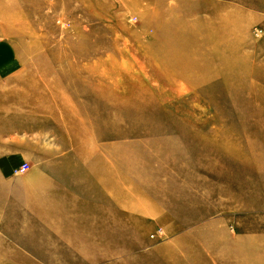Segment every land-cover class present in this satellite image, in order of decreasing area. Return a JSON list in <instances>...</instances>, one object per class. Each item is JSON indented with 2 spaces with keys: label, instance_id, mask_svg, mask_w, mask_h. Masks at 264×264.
<instances>
[{
  "label": "rangeland",
  "instance_id": "rangeland-1",
  "mask_svg": "<svg viewBox=\"0 0 264 264\" xmlns=\"http://www.w3.org/2000/svg\"><path fill=\"white\" fill-rule=\"evenodd\" d=\"M100 155L123 243L35 264H264V0H0V157Z\"/></svg>",
  "mask_w": 264,
  "mask_h": 264
},
{
  "label": "crops",
  "instance_id": "crops-1",
  "mask_svg": "<svg viewBox=\"0 0 264 264\" xmlns=\"http://www.w3.org/2000/svg\"><path fill=\"white\" fill-rule=\"evenodd\" d=\"M94 157L101 163L103 156ZM18 158L0 157V264L77 260V253L91 250L85 242L103 241L102 249L108 251L109 235L110 242L123 243L119 179L110 176L119 170L117 164L113 170V160L91 169L104 177L89 185L87 157L38 159L30 174L13 176ZM90 228L99 230L93 240Z\"/></svg>",
  "mask_w": 264,
  "mask_h": 264
},
{
  "label": "built area",
  "instance_id": "built-area-1",
  "mask_svg": "<svg viewBox=\"0 0 264 264\" xmlns=\"http://www.w3.org/2000/svg\"><path fill=\"white\" fill-rule=\"evenodd\" d=\"M28 166H29V163L25 161V162L21 163L20 165H18L14 169V171H15V173L22 172V171L26 170L28 168Z\"/></svg>",
  "mask_w": 264,
  "mask_h": 264
},
{
  "label": "bare ground",
  "instance_id": "bare-ground-1",
  "mask_svg": "<svg viewBox=\"0 0 264 264\" xmlns=\"http://www.w3.org/2000/svg\"><path fill=\"white\" fill-rule=\"evenodd\" d=\"M84 57V56H83Z\"/></svg>",
  "mask_w": 264,
  "mask_h": 264
}]
</instances>
